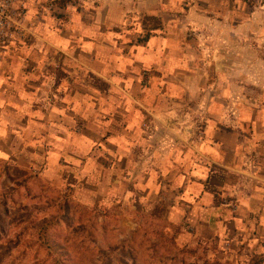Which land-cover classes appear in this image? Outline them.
<instances>
[{
	"label": "crops",
	"instance_id": "0c3cea01",
	"mask_svg": "<svg viewBox=\"0 0 264 264\" xmlns=\"http://www.w3.org/2000/svg\"><path fill=\"white\" fill-rule=\"evenodd\" d=\"M183 2L24 0L0 41L1 153L84 202L130 207L138 227L146 207H168L194 241L218 235L264 264V0L226 12L220 0ZM141 15L161 25L144 43H115L114 28ZM186 28L205 53L196 73L215 69L196 93L166 78L184 62L170 53L186 48ZM135 64L162 73L143 86ZM77 71L107 88L78 83Z\"/></svg>",
	"mask_w": 264,
	"mask_h": 264
},
{
	"label": "rangeland",
	"instance_id": "374dc122",
	"mask_svg": "<svg viewBox=\"0 0 264 264\" xmlns=\"http://www.w3.org/2000/svg\"><path fill=\"white\" fill-rule=\"evenodd\" d=\"M183 1L186 9L189 0ZM220 1L222 12L233 6L232 0ZM246 11L251 7L247 6ZM160 25L159 18L152 15L129 18L114 28L117 34L111 38L119 44L144 43ZM249 38L258 42L255 36ZM179 40L186 42V48L170 54L184 62L171 66L166 78L199 92L209 85L210 74L215 77V69L213 73L210 68L204 70L208 79L198 74L201 69L195 63L205 53L198 50V36L193 30L186 28ZM261 41L264 43V36ZM233 43H242V38H234ZM172 44L178 50L177 42ZM227 54L224 49L218 51L222 57ZM234 54L242 55L240 49ZM134 66L141 73L143 86L149 77H160L162 73L159 68ZM74 75L78 83L84 79L103 90L108 86L92 73L77 71ZM188 104L192 107L194 99H187ZM1 150L0 264H259V258L246 255L243 246L235 250L224 245L218 235L204 232L194 241L186 235L193 232L191 228L169 222L168 207H148V211L146 207L141 213V227L135 226L130 207H116L112 201L103 205L84 202L82 197L69 194L54 180L41 175L38 165L20 159L17 162V157L4 156Z\"/></svg>",
	"mask_w": 264,
	"mask_h": 264
},
{
	"label": "built area",
	"instance_id": "2783aa9c",
	"mask_svg": "<svg viewBox=\"0 0 264 264\" xmlns=\"http://www.w3.org/2000/svg\"><path fill=\"white\" fill-rule=\"evenodd\" d=\"M22 9H24V0H0V41L9 38L6 28L12 27L10 23L13 21L14 15L23 16ZM13 28L15 29V27Z\"/></svg>",
	"mask_w": 264,
	"mask_h": 264
},
{
	"label": "trees",
	"instance_id": "16d2710c",
	"mask_svg": "<svg viewBox=\"0 0 264 264\" xmlns=\"http://www.w3.org/2000/svg\"><path fill=\"white\" fill-rule=\"evenodd\" d=\"M46 264H51V263H46ZM52 264H54V263H52ZM55 264H60L59 262H57V263H55Z\"/></svg>",
	"mask_w": 264,
	"mask_h": 264
}]
</instances>
